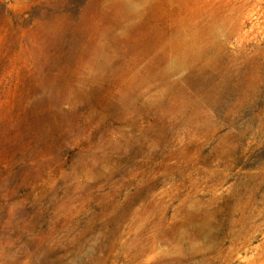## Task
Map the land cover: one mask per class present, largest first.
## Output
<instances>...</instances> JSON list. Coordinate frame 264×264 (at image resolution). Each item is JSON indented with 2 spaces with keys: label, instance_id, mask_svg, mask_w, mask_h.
<instances>
[{
  "label": "rangeland",
  "instance_id": "374dc122",
  "mask_svg": "<svg viewBox=\"0 0 264 264\" xmlns=\"http://www.w3.org/2000/svg\"><path fill=\"white\" fill-rule=\"evenodd\" d=\"M95 1L0 0V264H264V0H155L165 77Z\"/></svg>",
  "mask_w": 264,
  "mask_h": 264
},
{
  "label": "bare ground",
  "instance_id": "6f19581e",
  "mask_svg": "<svg viewBox=\"0 0 264 264\" xmlns=\"http://www.w3.org/2000/svg\"><path fill=\"white\" fill-rule=\"evenodd\" d=\"M155 0H96L94 3V10L91 15L87 17L84 24H89L93 32V39L99 37L85 52L90 54H101L105 50L102 36L110 35L113 43L109 44L114 48L117 45H135L144 38H154V50L160 56L161 62L165 59L161 72H156V75L163 77L169 75L170 72L179 67L177 62L167 59L169 53L177 46L184 45L188 40L193 38L190 28L185 29H168L156 22L158 13L162 11L153 10ZM109 21L110 25H106ZM59 23V21H57ZM124 28L123 35H114L113 28L115 25ZM107 26V27H106ZM57 27V24L56 26ZM61 27V26H60ZM153 40V39H152ZM153 40V41H154ZM169 61V62H168ZM102 61L98 60V65ZM159 66V67H160ZM143 67V66H142ZM132 69V68H131ZM142 69V68H141ZM155 70V69H153ZM183 72V71H182Z\"/></svg>",
  "mask_w": 264,
  "mask_h": 264
}]
</instances>
